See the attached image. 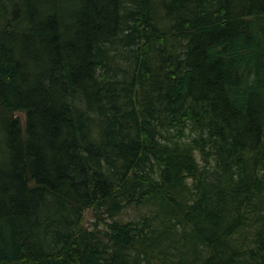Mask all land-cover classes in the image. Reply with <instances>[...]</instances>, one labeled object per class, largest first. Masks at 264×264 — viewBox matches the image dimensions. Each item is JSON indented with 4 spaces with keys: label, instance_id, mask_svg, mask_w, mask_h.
<instances>
[{
    "label": "trees",
    "instance_id": "16d2710c",
    "mask_svg": "<svg viewBox=\"0 0 264 264\" xmlns=\"http://www.w3.org/2000/svg\"><path fill=\"white\" fill-rule=\"evenodd\" d=\"M0 264H264V0H0Z\"/></svg>",
    "mask_w": 264,
    "mask_h": 264
},
{
    "label": "rangeland",
    "instance_id": "374dc122",
    "mask_svg": "<svg viewBox=\"0 0 264 264\" xmlns=\"http://www.w3.org/2000/svg\"><path fill=\"white\" fill-rule=\"evenodd\" d=\"M16 115L20 116L23 124L25 123V113L24 112H16ZM149 213V208L143 207V206H137V205H131L125 208L124 212L120 215H118L116 218L127 221V220H137L140 217L147 215ZM104 218L106 220H110L106 217ZM97 221L96 217L94 216V212L90 209H88L85 212V218H84V225L89 228H94V222ZM102 222V221H101ZM100 225L103 227V222Z\"/></svg>",
    "mask_w": 264,
    "mask_h": 264
}]
</instances>
